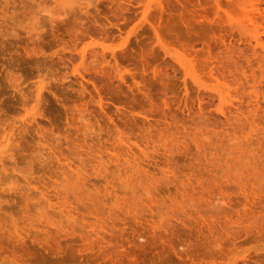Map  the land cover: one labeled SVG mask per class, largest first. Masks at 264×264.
I'll return each mask as SVG.
<instances>
[{"label": "rangeland", "instance_id": "374dc122", "mask_svg": "<svg viewBox=\"0 0 264 264\" xmlns=\"http://www.w3.org/2000/svg\"><path fill=\"white\" fill-rule=\"evenodd\" d=\"M260 8L0 0V264H264Z\"/></svg>", "mask_w": 264, "mask_h": 264}, {"label": "bare ground", "instance_id": "6f19581e", "mask_svg": "<svg viewBox=\"0 0 264 264\" xmlns=\"http://www.w3.org/2000/svg\"><path fill=\"white\" fill-rule=\"evenodd\" d=\"M257 6H258V5H257ZM262 6H263V5H262ZM158 7H159V6H158ZM255 8H256V6H255ZM261 9H264V8H260V10H258V11H261ZM253 10H254V9H253ZM256 11H257V9H256ZM258 11H257V12H258ZM262 11H263V10H262ZM262 11H261V14H262ZM258 13H259V12H258ZM258 13H257V14H258ZM253 14H254V13H253ZM257 14H256V15H257ZM261 14H260V15H261ZM250 15H251V14H250ZM256 15H255V17H256L255 19H257V16L261 17L259 14H258L257 16H256ZM248 16H249V15H248ZM263 16H264V14H262V17H263ZM250 17H251V16H250ZM252 17H254V16L252 15ZM262 17H261V18H262ZM146 19H147V18H146ZM148 19H149V18H148ZM248 19H249V18H248ZM250 19H251V18H250ZM252 19H253V18H252ZM259 20H260V19H259ZM259 20L257 19V24H258ZM150 21H151V20H150ZM248 21H250L251 24H252V22H254V20H248ZM250 22H249V23H250ZM152 23H153V22H152ZM259 23H260V22H259ZM153 24H154V23H153ZM253 25H256V22L253 23ZM259 25H260V24H259ZM259 25H256V26H259ZM242 26H244V25H242ZM242 26L240 25V26L238 27V29L240 28V30H241V28H243ZM250 26H251V25H250ZM155 27H156V25H155ZM244 27H245V26H244ZM246 27H247V25H246ZM246 27H245V28H246ZM248 28H249V27H247V30H248ZM251 28H252V27H251ZM251 28H249V30H250ZM156 29H159V28L156 27ZM243 29H244V28H243ZM252 29H253V28H252ZM252 29H251V30H252ZM244 31H245V30H244ZM254 31H255V30H253L252 32H254ZM240 32H241V31H240ZM241 33H242V32H241ZM247 34H249V33H247ZM159 35H160V34H159ZM243 35H246V34L244 33ZM249 35H250V34H249ZM249 35H248V36H249ZM251 37H252V36H250V38H248V39H250V41H252V40H251ZM243 38H244V37H243ZM254 38H255V37H254ZM254 38L252 37L253 40H254ZM248 39H247V40H248ZM260 39H261V38H260ZM260 39H259V41H260ZM161 40H162V38H161ZM257 41H258V40H257ZM262 41H263V40H262ZM258 44L260 45V43H258ZM262 44H263V43H262ZM262 44H261V46H262ZM263 46H264V45H263ZM217 60H218V59H217ZM215 62H216V61H215ZM215 62H214V63H215ZM211 65H212V64H211ZM220 65H221V64H220ZM182 66H184V67L186 68L185 63H182ZM187 68H188V67H187ZM182 71H183V70H182ZM211 71H213V70H211ZM155 73H156V72H155ZM219 73H220V72H219ZM156 74H157V73H156ZM214 75H215V74H214ZM85 76H86V75H85ZM192 76H194V75H192ZM213 77H215V76H213ZM86 78H88V77H86ZM194 78H195V77H194ZM215 79H216V78H215ZM241 79H242V78H241ZM90 80H91V79H90ZM217 80H218V78H217ZM197 81H199V80H197ZM199 83H200V82H199ZM252 89H254V87H253ZM216 90H218V89H216ZM216 90H215V91H216ZM239 90H240V89H239ZM222 91H223V90H222ZM216 92H217V91H216ZM219 92H221V91H219ZM100 93H101V92H100ZM222 93H224V91H223ZM218 95H219V94H218ZM220 96H221V95H220ZM95 98H96V97H95ZM222 98H223V97H222ZM93 99H94V98H93ZM220 99H221V98H220ZM104 100H105V99H104ZM221 100H223V99H221ZM102 105H103V104H102ZM104 105H105V104H104ZM239 108H240V107H239ZM253 109H254V108H253ZM233 114H234V113H233ZM239 118H240V117H239ZM24 124H25V123H24ZM39 124H40V123H39ZM22 126H23V125H22ZM252 126H253V125H252ZM5 131H8V130L5 129ZM3 133H5V132H3ZM3 133H2V134H3ZM0 134H1V133H0ZM5 135H6V133H5ZM8 135H9V134H8ZM6 136H7V135H6ZM6 136H5V138H6ZM0 137H1V136H0ZM2 138H3V137H2ZM5 138H3V139H5ZM5 140H6V139H5ZM5 140H4V142H5ZM13 140H14V139H13ZM0 143H2V142H0ZM0 146H1V144H0ZM123 147H124V146H123ZM121 150H122V149H121ZM124 150H125V149H124ZM122 151H123V150H122ZM133 151H134V150H133ZM123 155H124V154H123ZM114 158H115V157H114ZM4 159H5V158H4ZM129 160H130V159H129ZM130 162H131V161H130ZM126 163H127V162H126ZM101 165H102V164H101ZM141 171H142V170H141ZM137 172H138V171H137ZM242 188H243V187H242ZM244 188H245V187H244ZM245 207H246V206H245ZM247 211H248V210H247ZM247 211H245L244 216H245V214H246ZM249 214H250V213H249ZM247 217H249V216H248V213H247ZM238 218H239V217H238ZM240 218H246V217H243V215H242V217H241V215H240ZM250 219H251V218H250ZM252 219H253V218H252ZM94 221H95V220H94ZM96 221H97V220H96ZM238 221H239V220H238ZM100 222H102V221H100ZM92 224H93V223H92ZM92 224H91V225H92ZM94 224H96V222H95ZM94 224L92 225L93 227H94ZM98 224H99V223H98V221H97V225H96V226H99ZM100 224H101V223H100ZM100 227H101V226H100ZM96 228H97V227H96Z\"/></svg>", "mask_w": 264, "mask_h": 264}]
</instances>
